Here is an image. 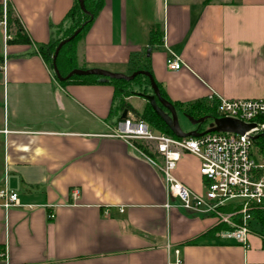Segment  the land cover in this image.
I'll use <instances>...</instances> for the list:
<instances>
[{
    "label": "crops",
    "instance_id": "0c3cea01",
    "mask_svg": "<svg viewBox=\"0 0 264 264\" xmlns=\"http://www.w3.org/2000/svg\"><path fill=\"white\" fill-rule=\"evenodd\" d=\"M73 2L0 0V17L9 6L28 39L12 43L14 27L0 26V189L19 198L0 206V264H170L175 249L183 264H264L259 231L247 247L219 237L213 215L181 208L161 172L110 135L125 110L112 85L59 83L37 47ZM151 29L161 43L147 51ZM171 53L177 70L166 66ZM135 55H147L174 103L263 97L264 0H103L78 42L79 66L127 75ZM124 99L138 111L145 103ZM173 174L204 194L196 156L181 153Z\"/></svg>",
    "mask_w": 264,
    "mask_h": 264
},
{
    "label": "built area",
    "instance_id": "2783aa9c",
    "mask_svg": "<svg viewBox=\"0 0 264 264\" xmlns=\"http://www.w3.org/2000/svg\"><path fill=\"white\" fill-rule=\"evenodd\" d=\"M0 26L6 31L5 9L0 17ZM8 39L9 36L5 37V41ZM5 49L6 45L0 61L2 70L6 64ZM166 66L177 70L181 62L171 53L166 58ZM207 104L215 105L217 117L232 118L254 126L244 134L211 132L179 138L155 131L145 121L130 115L110 135L129 141L161 172L167 195L176 198L181 208L213 215L218 225L227 227L218 232L219 237L247 247L253 212L264 210V96L223 99L212 94ZM134 141H139L142 148ZM151 152L156 157H152ZM181 153L198 158L199 174L205 180L203 195L192 192L174 176ZM73 195H77V191ZM0 206L5 210L19 206L18 194L7 188L0 189ZM228 207H231L230 211L223 210ZM119 211L123 209L119 208ZM47 217L52 218L53 213ZM174 255L175 259L170 264H183L178 249L174 250ZM0 258H6L4 251H0Z\"/></svg>",
    "mask_w": 264,
    "mask_h": 264
},
{
    "label": "trees",
    "instance_id": "16d2710c",
    "mask_svg": "<svg viewBox=\"0 0 264 264\" xmlns=\"http://www.w3.org/2000/svg\"><path fill=\"white\" fill-rule=\"evenodd\" d=\"M84 7L86 12H83L78 4V0H74L71 8L65 15V19L63 23L58 26V32L56 35H52L46 44L39 45L37 47V51L42 57V59L47 63V65L52 68V56L54 50L58 43L69 37L73 34V32L81 27L79 33L71 40L66 42L59 50L56 58V66L61 76H66L72 69L79 68L83 69L78 64V56H77V46L78 42L88 30L89 26L101 10L103 6V0H83ZM0 9V14H1ZM6 23L7 27L11 25L14 27L13 36L10 42L12 43H27L28 39L26 34L23 32L21 27L19 26L18 20L13 16L12 9L7 6L6 7ZM83 25V26H81ZM161 31H157L156 29H151L149 32V42L147 51H149L152 47L161 43ZM158 36V38H157ZM136 55L130 58V63L134 65L132 71L137 70H145L148 71L152 75L151 67L148 61L147 55H144L143 60L138 61L135 59ZM136 62V63H134ZM153 77V75H152ZM97 76H71L67 80L59 81L60 84H66L70 81H77L81 83H86L88 81L94 80L99 81ZM155 81L161 96L171 102L164 91L163 86L158 83L154 77ZM105 83H108L113 86L114 89V99L118 100V107L122 109H127L132 112L137 118L145 121L151 129L164 133L169 136H174L169 127L164 123V121L153 111L150 104L145 101L143 108L138 111L134 109L124 98L129 97L130 95H138L137 92H141L143 94H151L152 90L150 88V83L147 77L143 75H138L134 79L130 81H125L122 79H109L106 80ZM133 84L138 85L139 90H133L131 87ZM139 96V95H138ZM141 97V96H140ZM175 107L177 113H181L185 116H190L194 119H198L201 117H205V122L209 119L216 118L215 105L209 106L207 101L205 100H197L187 104L174 103L171 102ZM196 129L199 131L205 130L202 127V124L197 125ZM263 141V140H262ZM264 142V141H263ZM258 143V141H256ZM139 148H142V145L139 141H134ZM152 157H156L155 153H150ZM224 211H230L231 207L224 208ZM253 219L256 220L260 225L259 234L263 238L264 243V217L263 210H255L253 212ZM227 228L224 225H219L217 230H221Z\"/></svg>",
    "mask_w": 264,
    "mask_h": 264
},
{
    "label": "water",
    "instance_id": "95a60500",
    "mask_svg": "<svg viewBox=\"0 0 264 264\" xmlns=\"http://www.w3.org/2000/svg\"><path fill=\"white\" fill-rule=\"evenodd\" d=\"M78 4L81 10L83 12H86L83 0H78ZM80 29L81 27L77 28L72 35L61 40L54 50L52 56V69L57 80L64 81L70 78L71 76L75 75V76H97L100 82H105L106 80L109 79H117V80L122 79L125 81H130L138 75H143L148 78L152 93L143 94L141 92H137V94L150 104L153 111L164 121V123L169 127V129L174 134V136L179 138L190 137V136L197 137L204 133H211V132H232L237 134H244L254 126L253 124H245L239 120L232 118L216 117L213 118L212 121L208 124V128L203 131H199L198 129H193L188 132L183 131L182 128L180 127L178 121V114L175 107L171 102H169L167 99L161 96L159 89L155 81L153 80L152 75L145 70H137L130 75H125L122 73L111 72L100 68H90V69L75 68L72 69L66 76H61L56 66L57 54L60 48L66 42L73 39L79 33ZM126 115H127V109L123 111L122 119H125ZM186 117L193 125H200L206 119L205 117H201L198 119H194L190 116H186Z\"/></svg>",
    "mask_w": 264,
    "mask_h": 264
},
{
    "label": "rangeland",
    "instance_id": "374dc122",
    "mask_svg": "<svg viewBox=\"0 0 264 264\" xmlns=\"http://www.w3.org/2000/svg\"><path fill=\"white\" fill-rule=\"evenodd\" d=\"M134 71H129V73L127 74V75H130V74H132ZM134 90H139V87H138V85H136V84H133L132 86H131ZM178 121H179V124H180V127L182 128V130L183 131H185V132H188V131H191V130H193V129H196V126L197 125H193V124H191V122L187 119V117L185 116V115H183V114H181V113H179L178 114ZM212 120L211 119H209L207 122H203L202 123V127L204 128V129H207L208 128V124L211 122ZM263 203H264V201H263ZM263 217H264V210H263ZM250 226H251V229H250V231H259L260 230V225H259V223L256 221V220H251V222H250Z\"/></svg>",
    "mask_w": 264,
    "mask_h": 264
}]
</instances>
